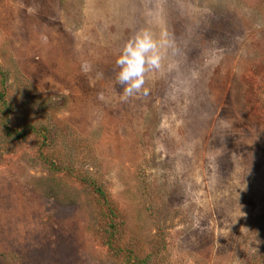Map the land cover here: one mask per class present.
Instances as JSON below:
<instances>
[{
	"label": "rangeland",
	"instance_id": "1",
	"mask_svg": "<svg viewBox=\"0 0 264 264\" xmlns=\"http://www.w3.org/2000/svg\"><path fill=\"white\" fill-rule=\"evenodd\" d=\"M2 81L0 264H264V0H0Z\"/></svg>",
	"mask_w": 264,
	"mask_h": 264
},
{
	"label": "clouds",
	"instance_id": "2",
	"mask_svg": "<svg viewBox=\"0 0 264 264\" xmlns=\"http://www.w3.org/2000/svg\"><path fill=\"white\" fill-rule=\"evenodd\" d=\"M174 49V41L167 32L157 38L148 28L137 31L123 46L115 64L119 68L116 83L123 89L121 100H127L143 92L146 73L160 71L167 50Z\"/></svg>",
	"mask_w": 264,
	"mask_h": 264
},
{
	"label": "trees",
	"instance_id": "3",
	"mask_svg": "<svg viewBox=\"0 0 264 264\" xmlns=\"http://www.w3.org/2000/svg\"><path fill=\"white\" fill-rule=\"evenodd\" d=\"M6 94H7V90H6V83L5 81H2V89L0 91V108H1V112L2 115L5 119V123L3 125L4 128V132H5V137L7 140L9 141H24L28 138L29 133H40L43 135V142H42V146L46 145V140H47V129L42 128L39 132H36V129L33 127H29L25 130H14L12 128L9 127V118H10V114H11V108L9 107L7 100H6ZM98 193L99 195H102L104 197L103 192H101V190L98 189ZM105 199V198H104ZM114 224L112 223V225L110 226V228L112 229L113 233L114 230Z\"/></svg>",
	"mask_w": 264,
	"mask_h": 264
}]
</instances>
